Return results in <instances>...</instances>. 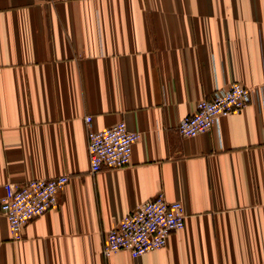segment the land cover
Listing matches in <instances>:
<instances>
[{"label": "crops", "instance_id": "crops-1", "mask_svg": "<svg viewBox=\"0 0 264 264\" xmlns=\"http://www.w3.org/2000/svg\"><path fill=\"white\" fill-rule=\"evenodd\" d=\"M233 82L250 105L181 137ZM88 116L140 134L128 166L90 173ZM64 175L22 240L0 215V264H264V0H0V194ZM161 193L184 228L105 258L107 232Z\"/></svg>", "mask_w": 264, "mask_h": 264}, {"label": "built area", "instance_id": "built-area-1", "mask_svg": "<svg viewBox=\"0 0 264 264\" xmlns=\"http://www.w3.org/2000/svg\"><path fill=\"white\" fill-rule=\"evenodd\" d=\"M252 102L251 90L239 82L217 87L208 99L196 104L194 113L181 119L178 134L194 138L218 127L222 118L241 113ZM87 152L90 173L103 169H121L131 162L133 146L140 134L128 130L124 121L94 131L91 117H85ZM68 176L33 179L23 184L3 185L0 194V215L9 225L12 241L23 239V230L32 220L57 206L58 193L69 183ZM184 208L181 202H169L161 193L141 203L105 235L102 255L126 251L132 257L160 250L171 233L184 228Z\"/></svg>", "mask_w": 264, "mask_h": 264}]
</instances>
